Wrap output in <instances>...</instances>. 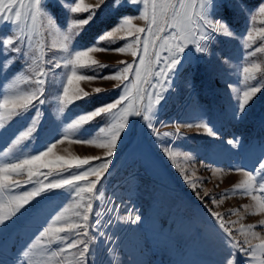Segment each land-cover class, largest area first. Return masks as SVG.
I'll use <instances>...</instances> for the list:
<instances>
[{"label":"snow or ice","instance_id":"1","mask_svg":"<svg viewBox=\"0 0 264 264\" xmlns=\"http://www.w3.org/2000/svg\"><path fill=\"white\" fill-rule=\"evenodd\" d=\"M125 5L135 7L138 15L125 16ZM221 6L217 0H93L92 3H85V0H0V24L8 22L12 26L9 35L0 36V56L5 58L0 62V75L6 76L16 59L31 54L27 70L23 67L19 70L25 74L16 75L0 95V128L17 119L26 120V126L15 136L11 146L0 152V231L47 192L66 191L71 198L35 240L21 250L16 264H50L53 260L58 264H89L90 241L95 238L91 232L101 223L99 220L92 222L93 215H99L94 213L93 202L103 196L100 188L109 172L111 157L128 132L133 118H139L142 126L156 139L180 135L179 122L175 125V132L160 133L157 130V123L165 125L158 119L159 107L169 90V81L189 59L190 53L193 59H200L208 53L207 45L214 37H237L231 23L217 13ZM236 7L241 14L247 10L246 3ZM60 12L65 14L63 24L60 23ZM258 12L264 16V2L259 3ZM101 14L111 19L104 22L103 30L95 35L92 43L80 47L79 42L87 28L99 20ZM252 18L255 20V16ZM134 19L143 21V26L135 25ZM47 38H51V44L47 43ZM240 39L246 50L245 58L250 62L241 69L240 87L229 85L235 94L233 115L237 118L243 117L258 94L264 93V81L253 83L264 75V66L253 60L264 53V26H253ZM120 41L124 42L123 46L113 47ZM49 51L53 55L48 56ZM56 52L60 55L56 56ZM99 52H128L133 62L120 61L122 67L107 75H88L109 67L94 59L92 54ZM55 68L67 70L62 92L57 97V110L61 114L80 103H92L93 96L105 91L98 87L91 92L86 91L80 86L81 82L115 80L118 83L114 90L118 89L120 94L114 100L100 103L72 118L60 133V139L46 145L43 150L6 159L12 149L25 145L38 134L43 123L41 109L46 103L45 85L50 71ZM89 125L95 126L96 134L80 137L79 131ZM186 127L203 129L210 137L217 136L206 122ZM64 139L102 149L104 155H56L54 149ZM227 143L235 146L239 139H229ZM161 145L162 153L173 165L189 159L176 145L164 141ZM233 171L241 173L244 179L223 193L221 201L230 195H246L264 212V159L258 160L252 170L236 168ZM181 175L198 194L200 181L191 179L184 169H181ZM23 176L26 179L15 178ZM24 185H31V188L20 191ZM208 195L205 190L204 196ZM204 196L199 198L204 199ZM217 203L213 197V204ZM229 214H235V211ZM211 215L237 253L264 264V240L253 245L248 239V234L257 225L241 224L233 229L229 224L235 222H226L224 214L212 212ZM139 219V216L124 217L126 223L132 224ZM234 257L235 254L230 253L224 264H235Z\"/></svg>","mask_w":264,"mask_h":264},{"label":"rangeland","instance_id":"2","mask_svg":"<svg viewBox=\"0 0 264 264\" xmlns=\"http://www.w3.org/2000/svg\"><path fill=\"white\" fill-rule=\"evenodd\" d=\"M93 0H85L92 3ZM264 0H217V13L231 23L236 38L214 37L208 46V53L200 59L185 60L173 75L167 87L168 92L162 101L157 123L160 133L175 132L176 123L180 124V135L161 136L156 139L142 126L139 118H133L128 132L123 136L115 154L111 157V166L100 188L101 199L93 202L92 222L99 220V228L92 229L95 238L90 241L91 255L89 264H224L230 253L235 254V264H260L250 257L237 253L229 238L219 227L212 212L224 214V220L233 229L243 225H257L248 239L253 245L264 240V212L259 210L256 202L246 195H230L221 201V195L244 179L236 168L252 170L260 159H264V93L258 94L247 108L243 117L233 115L235 94L229 85L240 87V72L250 61L245 58L241 36L247 30L264 26V16L258 12L259 3ZM246 3L247 10L241 14L236 7ZM211 11V10H210ZM125 16L138 15L136 8L125 5ZM86 15V14H80ZM255 16V20H253ZM65 14L59 13L60 23H65ZM110 16L101 14L99 20L87 28L86 34L79 42L86 47L93 42L95 35L103 30L104 22ZM114 22V21H113ZM133 23L143 26V21L134 19ZM8 22L0 24V36L10 34ZM123 35V34H121ZM51 44V38H47ZM120 41L113 47L123 46ZM48 56L53 52H47ZM56 56L60 53L56 52ZM100 64L108 65L99 73L88 75H107L114 72L120 61L133 62V57L125 52H99L92 54ZM0 56V62L4 61ZM264 66V53L253 58ZM31 54L18 58L7 75H0V95L16 75H23L21 67L27 70ZM66 69H52L45 85L42 106L43 123L38 134L25 145L17 146L6 159H15L28 153H35L56 139H60L66 124L81 112L90 110L100 103L114 100L119 90H114L115 80H97L81 82L80 86L91 92L101 88L98 96H93L92 103H80L71 110L58 112L57 97L62 92V81ZM264 81V75L258 77L257 83ZM206 122L217 133L210 137L203 129L186 127L188 124ZM26 126V120L17 119L0 128V152L11 146L12 140ZM96 134L95 126L81 129L78 135L88 138ZM238 138L239 143L229 145V139ZM161 141L176 145L189 157L173 165L161 151ZM56 155L103 157L104 152L91 145L75 143L64 139L54 149ZM181 169L189 172L191 179L199 180L198 194L185 182ZM223 170V171H221ZM47 171V169H45ZM26 179V176L15 177ZM94 179V177H92ZM31 188L24 185L20 191ZM205 190L209 195L204 196ZM204 196V199H200ZM213 197L219 202L213 204ZM66 191L55 190L38 197L7 228L0 231V262L16 264L18 254L26 249L39 232L51 219L70 203ZM244 206H247L245 208ZM235 214H229L232 211ZM139 216L135 223H126L124 217ZM104 233L105 235H101ZM243 240V237H240ZM50 264H58L53 260Z\"/></svg>","mask_w":264,"mask_h":264}]
</instances>
